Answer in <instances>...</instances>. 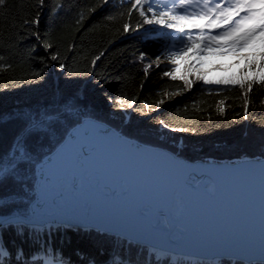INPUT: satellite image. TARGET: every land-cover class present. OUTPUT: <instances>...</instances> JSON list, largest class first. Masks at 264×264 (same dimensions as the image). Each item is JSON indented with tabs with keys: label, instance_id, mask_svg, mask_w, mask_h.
<instances>
[{
	"label": "trees",
	"instance_id": "obj_1",
	"mask_svg": "<svg viewBox=\"0 0 264 264\" xmlns=\"http://www.w3.org/2000/svg\"><path fill=\"white\" fill-rule=\"evenodd\" d=\"M126 7V0H44L42 7L39 0H5L0 5V165L9 167L0 176V216L28 214L35 199V165L85 118L190 162L264 158V84H253L245 119V97L238 86L205 85L192 75L193 87L180 91L183 81L162 75L161 69L170 66H153L145 78L140 52L154 58L162 45L154 32L123 33L129 21L120 13ZM37 15L39 25L25 23ZM37 31L39 39L32 34ZM44 43L51 47L46 50ZM53 54L57 61L51 60ZM242 71L247 74L242 68L208 79L239 78ZM177 91L179 95H171ZM133 98L137 103L132 109L113 103ZM161 99L164 103L156 109ZM144 102L150 107L141 114L135 109ZM36 118L42 123L30 128ZM159 120L189 131L173 132ZM22 139L23 154L16 148ZM0 237L7 252L0 264H183L181 258H155L144 245L93 229L9 225ZM192 264L244 263L222 259Z\"/></svg>",
	"mask_w": 264,
	"mask_h": 264
},
{
	"label": "bare ground",
	"instance_id": "obj_2",
	"mask_svg": "<svg viewBox=\"0 0 264 264\" xmlns=\"http://www.w3.org/2000/svg\"><path fill=\"white\" fill-rule=\"evenodd\" d=\"M97 131L94 129L92 131L88 130L76 138V142L69 146L62 155V158L53 162L51 174L47 176L48 181L61 182V177L55 175L59 172L56 170L58 167L55 169L53 167L63 164L69 165L74 163L78 172H81V169H88L85 173L88 179L86 182L84 181L86 184L83 187L87 199L82 212L76 214V217L73 215L75 221H95L128 232H147L148 229H153L155 233L152 236L157 241L163 243L159 247L165 251L174 250L164 247V245L170 244L167 239L172 240V237L155 230L156 228L162 229L161 224L165 225L163 229L165 231L164 233L174 234L176 238V233H185L184 237H182L185 246L198 245L201 248L202 246H210V249L222 250L235 247L232 246L233 244L236 247H241L242 242L245 241L256 248L264 245V202L261 201L263 199L262 197H264V189L263 191L256 190L258 186L260 188L264 184L262 174H259L263 177V179L260 178L262 183H258L252 180L253 177H249L250 179L247 180L241 178V176H236L237 174L234 173L232 174V177L234 176L233 178H225L224 182L229 187L226 184H224L226 185L225 187H221L223 184L213 180L207 183L208 179H206L204 182L207 185L206 187L209 188L210 198L203 201L205 204L202 207H198L195 211L190 212V215L186 219L187 223L179 222V224L177 223L178 226L175 227L171 220L168 221L166 219V222H160L159 219L163 212L178 214V211L182 208L180 201L173 196L177 192L174 189L175 187L172 186L173 183L176 186L177 184L175 183L183 178L182 170L174 167L172 162L163 157L148 156L144 152H138L133 148L124 147L123 145L117 144L105 132ZM91 164H94V167L90 169L88 165ZM108 169H113L121 180L115 186L109 187L111 189L109 195L103 196L100 193H96L95 183L100 176H105V180L110 179L108 177ZM253 171L257 173L255 170L248 172L251 174ZM235 178L240 181H235ZM69 179L71 177L66 175L62 180ZM233 181L235 183H241L243 181V184L247 182L248 184L245 185L247 191L250 193L255 190L256 192L239 199L232 192L233 186H236ZM205 184H202V187L199 189L201 195H203V187ZM76 185L80 186L82 184L81 182H76ZM66 188V186L65 189L63 188L64 192L61 189L62 194L68 192ZM225 194L231 200H226L224 198ZM77 195L79 196V193ZM54 204L58 205L59 201H56ZM160 204H163L164 210ZM207 205L209 207L211 206V209H208ZM44 206L48 209L51 204H43L37 207L36 214L39 217L46 216L48 213L45 212ZM60 207H62L61 203ZM207 209L212 211H207ZM185 211L186 208H184ZM154 212H157L159 216L155 215ZM178 219H180V216H178ZM57 221L62 223L65 220L61 218ZM217 228L220 230L216 231ZM208 233H210L209 236H207ZM146 235H149V233H146ZM179 245L176 247L181 249V244L179 243ZM144 246L148 248L149 252H151L152 247L154 248L153 245ZM168 253L173 254L172 252ZM152 254L156 256L155 252ZM203 257L204 260H210L213 263L217 259H227L229 261L242 260V263L248 264L245 262L246 258L243 259V257H241L242 259L236 258L235 256L220 258L221 256L214 254L204 255ZM169 259L170 257L168 256ZM252 259L253 261L250 262L253 264L259 263L262 260H258L255 256H252ZM200 260L203 259L200 258ZM181 262L186 264L183 260Z\"/></svg>",
	"mask_w": 264,
	"mask_h": 264
},
{
	"label": "snow or ice",
	"instance_id": "obj_3",
	"mask_svg": "<svg viewBox=\"0 0 264 264\" xmlns=\"http://www.w3.org/2000/svg\"><path fill=\"white\" fill-rule=\"evenodd\" d=\"M5 0H0L3 5ZM104 4L110 3V0H103ZM127 7L120 13L121 18L127 17L129 22L122 26L124 34L131 32L155 33L158 37V43L161 47L158 49L154 58L148 59V54L140 52L139 61L144 65L143 71L145 78L154 65L159 68L161 64L176 65L172 69H161L164 77H169L172 81H183V90L191 89L194 80L190 79L191 75L188 69L192 67L188 61L199 63L200 58L209 52L217 50H226L221 55L227 56L235 53L238 57L236 63H243L247 74L241 72L239 78H225L219 80H210L202 74H198L195 79L202 81L205 85H217L225 87L238 86L243 90L244 100V118H248L247 96L253 90V84L259 82L264 84V41H261V47L257 50L253 47L257 37L264 36V0H126ZM42 7L44 0H39ZM135 17V22L132 20ZM114 17H109L113 19ZM26 24L39 25V15L31 20H26ZM148 26V27H145ZM39 39L38 31L32 33ZM226 41L220 43V41ZM47 50L50 44L44 43ZM247 50V51H246ZM103 56V52L92 60V65ZM3 56H0V61ZM52 61L58 60V55H51ZM184 61L185 66L182 70L180 62ZM66 65L60 63V69L64 70ZM259 69V71H256ZM183 72V74H181ZM38 75V74H35ZM71 75V73H69ZM255 77L253 79L252 77ZM180 91L171 93L179 95ZM121 110L132 109L137 101L133 98L131 101L113 100ZM164 100L161 99L155 105L158 109ZM150 106L144 102L143 108L135 109L144 114V109ZM223 112V107H220ZM42 122L39 118L30 120L29 127L36 128ZM158 123L163 128H170L173 132L189 131L187 128L170 127L165 120H159ZM31 132H29V135ZM26 139V138H25ZM25 139L18 140L16 148L23 154L22 145ZM9 172V167L0 165V176H5ZM51 189V185L46 182L43 185L42 195H46ZM34 217H28L24 220L14 218L11 224L21 225L24 223L34 224ZM54 220H43L42 223H52ZM5 227L0 223V230ZM2 239V237H0ZM7 255L6 250L0 247V257Z\"/></svg>",
	"mask_w": 264,
	"mask_h": 264
},
{
	"label": "water",
	"instance_id": "obj_4",
	"mask_svg": "<svg viewBox=\"0 0 264 264\" xmlns=\"http://www.w3.org/2000/svg\"><path fill=\"white\" fill-rule=\"evenodd\" d=\"M92 129H94L95 131L98 130V131L105 132V134L113 138L117 144L123 145L124 147L133 148L135 151H138V152H144L148 156L154 155L158 157H163L169 160L170 162H172V165H174V167L182 170L183 178H181L175 183L177 184L176 186L174 185V183L172 185L175 187L174 189L177 192L173 194V196L176 197V199L180 201L182 208L178 211L179 212L178 214L163 212L160 218V222H161L162 217L165 215L164 221L166 222V219H168V221L171 220V222H173V225L175 227L178 226L177 223L179 224V222L187 223L186 219H187V216L190 215V212L191 211L193 212V210L195 211L196 208L198 207H202V205L205 204V202L203 203V201H205L207 198H210L211 194L208 192L209 188L206 187L207 185L204 182L206 179H208L207 183L213 180V181H216L218 183L220 182L221 184H223L222 186L220 185L221 187H225L226 185L229 187V185L224 182L225 178H228V179L229 177L233 178L234 176L232 177V174L234 173L237 174L236 176H241V178L247 179V180L250 179L249 177H253L252 180H255V182H258V183L261 182L260 178L263 179L264 177V158H261V159L247 158V159H243V160H239L235 162H228V161L190 162L184 158L176 156L174 153L166 149L149 146V145L140 143L136 140L127 138L103 122H100V121H97L91 118H85L82 120L80 124L75 126L68 133L64 142L54 152L48 155L43 160L41 165L36 169V172L39 175V179H40L41 190H43V185L45 182L51 185V189L47 192V194L42 195V191L40 192L39 196H37V198L30 205V215L29 216H26V217L21 216V215L0 216V223H3L6 226V225H10L11 224L10 221L13 220L14 218H20L21 220H24L28 217H34L36 220L34 224H27V223L22 224L25 226H33L36 224H40V225L47 224V223H42L43 220H54L55 223H57L58 219L63 218L65 221L70 220L73 223H77L80 226L84 224L86 225V226H83L85 228H89V229H93V230H96L102 233L118 236L132 243H136L140 245H153L154 247H159L163 245V243H161L160 241H157L156 238L152 236V234L155 233L153 232V229H148L147 232L145 231L128 232L125 230H121L120 228L111 227L106 224H101L95 221L85 222V221H75L74 220V216L76 217V214L82 212L84 205L86 203L87 197L85 196L83 187L86 184L84 183V181L86 182L88 179L86 178L87 175H85L88 169L86 170L81 169V172H78V169L76 168L74 163L69 164V165L63 164V165L54 166L53 167L54 169L58 167L56 170L59 172L58 174H55V175L61 177V182H58V181L52 182V180L50 181L47 180L48 178L47 176L51 174L53 162L58 160L59 158H62V155L69 148V146L72 145L74 142H76V138H78L82 133L84 134L88 130L92 131ZM88 167H90L91 169L92 167H94V164L88 165ZM250 170H255L257 173L253 171V173L249 174L248 171ZM108 173H109L108 177L110 179L105 180L104 179L105 176L104 177L100 176L98 178V181H96L95 183L96 193H100L103 196L109 195L110 190H111L109 187L115 186L116 183H118L121 180L119 176L116 175L113 169H108ZM259 174H262L263 177L260 176ZM66 175L71 177V179L62 180L63 177H65ZM236 180L237 182L240 181L235 178V181ZM76 182L77 183L81 182L82 185L77 186ZM242 182L241 183L234 182V185L236 186H233V190H232L233 194L239 199L242 198L243 196L256 192L255 190H253L252 192L249 193L247 191V187H245V185H247L248 183L246 182L243 184ZM202 184H205V186L203 187V191H204L203 195H201L200 193L201 191L199 190L202 187ZM65 186L67 187L66 189L68 190V192H65L64 194H62V192H64ZM61 187H63L64 189ZM60 188L62 189V192ZM263 189H264V184L260 188L258 186V189L256 190L263 191ZM78 193H79V196L77 195ZM166 195H168V193H166ZM226 195L227 194H225L224 198L226 200H231L229 199V196H226ZM262 198L263 199H261V201L264 202V197ZM56 201L57 202L59 201L58 205L54 204ZM48 203L51 204V206L49 207L50 209L49 208L47 209L45 206L43 207L45 209V212H48V213L46 214V216L39 217L36 214L37 207L42 206L43 204L46 205ZM60 203L62 207H60ZM160 205L162 209L164 210L163 204H160ZM207 206H208V209H211V206L210 207L209 205ZM184 208H186L185 212H184ZM208 209L207 211H212ZM154 214L159 216L157 212H154ZM178 216H180V219H178ZM82 218L84 219V217ZM150 226H151V223H150ZM161 226H162V229L156 228L155 230L157 232H162L163 234H167V236L169 237H172V240L167 239L169 240L170 244L164 245V247H167V249H173L174 251L181 252V253L185 252L187 254H193L194 256L201 255L200 258H203L204 255L214 254L216 256H221L220 258H223L225 256H228V257L235 256L236 258L242 259L241 257H243V259L246 258L245 261H249V262L253 261L252 256H255L256 258H258V260L259 259L264 260V245H260L258 246V248H256L254 246L249 245L247 241H245V242H242L241 247L240 246L236 247V245L231 244L232 246H235V247H231L228 249L226 248L222 250L221 249L216 250L214 248L210 249L209 248L210 246L209 247L202 246V248L199 247L198 245L185 246L183 244V238H182L184 237L185 233H176L177 235V238H176L174 234L170 235L167 232L164 233L165 231H163V229L165 225L161 224ZM218 230L220 229L217 228L216 231ZM134 233H138V234H134ZM146 233H149V235H146ZM209 235L210 233H208L207 236ZM149 240H156V241H149ZM179 243L181 244V249L176 247V246H180ZM233 243H237V242H233Z\"/></svg>",
	"mask_w": 264,
	"mask_h": 264
},
{
	"label": "rangeland",
	"instance_id": "obj_5",
	"mask_svg": "<svg viewBox=\"0 0 264 264\" xmlns=\"http://www.w3.org/2000/svg\"><path fill=\"white\" fill-rule=\"evenodd\" d=\"M261 41H264V36L257 37L255 42H254L253 47H255L257 50H259L261 47ZM225 42L226 41H223V40L220 41V43H225ZM223 51H226V50H217L214 52H209L208 54H206L200 58L199 63H197L195 61H188V63L192 64V67L190 69H188V71L191 74L190 77L192 75L195 76L198 74H202V75L206 76L207 78H218V77H221L224 75H230L232 73H236L239 69L244 68L243 63H240L239 65H237L236 61H237L238 57L235 53L224 56V55L220 54ZM165 66H170L172 68L176 67V65H172V64L169 65L166 62L160 65V67H165ZM184 66H185V62L181 61L180 67L182 68V70H183ZM154 67H156V66L154 65ZM181 74H183V72ZM44 158H43V160H44ZM245 159H247V158H245ZM43 160L35 165L36 179H37V172H36L37 166L40 163H42ZM241 160H243V159H241ZM225 161H227V160H225ZM235 161H239V160L237 159V160H232V161H228V162H235ZM36 179H35V181H36ZM30 205H29V212L27 215H21L18 213L11 214V215H21V216H25V217L29 216L30 215ZM11 215H6V216H11Z\"/></svg>",
	"mask_w": 264,
	"mask_h": 264
}]
</instances>
